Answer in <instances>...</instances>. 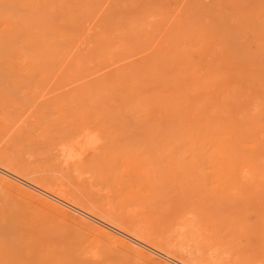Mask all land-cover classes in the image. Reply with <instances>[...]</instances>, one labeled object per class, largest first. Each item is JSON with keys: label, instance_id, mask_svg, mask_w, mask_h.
<instances>
[{"label": "rangeland", "instance_id": "374dc122", "mask_svg": "<svg viewBox=\"0 0 264 264\" xmlns=\"http://www.w3.org/2000/svg\"><path fill=\"white\" fill-rule=\"evenodd\" d=\"M255 148L264 0H0L1 167L186 264H264ZM0 264L157 263L0 182Z\"/></svg>", "mask_w": 264, "mask_h": 264}, {"label": "bare ground", "instance_id": "6f19581e", "mask_svg": "<svg viewBox=\"0 0 264 264\" xmlns=\"http://www.w3.org/2000/svg\"><path fill=\"white\" fill-rule=\"evenodd\" d=\"M254 152H257L255 159L258 164L262 163L264 161V150L255 148ZM0 182L28 196L29 199L53 213L59 214L62 217L76 219L79 223L87 226L94 234L97 233L111 240L115 247H123L129 252L138 254L146 260L156 262L157 264H186L155 247L149 240H142L128 234L101 216L77 207L72 199L62 195L60 192L52 191L24 180L1 166Z\"/></svg>", "mask_w": 264, "mask_h": 264}]
</instances>
